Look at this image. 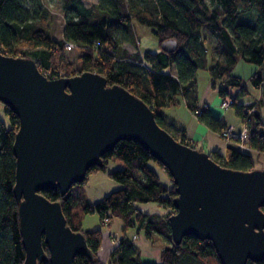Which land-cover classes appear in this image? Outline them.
<instances>
[{
    "label": "trees",
    "instance_id": "trees-1",
    "mask_svg": "<svg viewBox=\"0 0 264 264\" xmlns=\"http://www.w3.org/2000/svg\"><path fill=\"white\" fill-rule=\"evenodd\" d=\"M63 14L62 39L56 40L51 31L47 11L34 9L28 0H0V51L14 56L32 58L40 71L55 79L70 77L84 71L96 72L110 85H121L141 98L155 112L157 123L175 139L193 146L175 128L166 125L162 108L182 96L187 107L212 131L222 137L228 126L216 117L207 105H200L197 90L199 70H208L211 86L223 99L232 97L231 108L249 133L248 145L264 154V0H98L89 6L84 0H60ZM39 3V2H38ZM134 21L152 28L162 47L175 42L171 51H126L125 41L136 43ZM215 38V63L209 65L206 41ZM66 43L80 49L75 62L67 57ZM27 47L20 51L19 47ZM237 60L258 66L250 83L262 91L259 101L243 104L250 96L244 79L232 70ZM64 69L65 74L61 73ZM10 125L0 119V264H23L25 250L20 232L15 185L16 158L13 152L19 119L4 105ZM196 148V147H195ZM223 167L248 171L257 168L248 152L229 143L225 155L210 153ZM102 167H92L82 189L71 190L64 196L59 190L41 191L47 199L58 201L67 225L83 232L93 258L77 255L73 264H149L143 261L133 232L142 231L150 238L153 233L167 240L153 264H222L210 241L193 235L185 236L177 245L171 237L169 217L175 212L176 196L172 178L164 166L138 142L122 140L103 157ZM115 164L111 169L109 164ZM164 170L168 182L161 180ZM108 172L120 187L96 203H89L83 186L92 173ZM156 204L163 213H145L138 204ZM264 211V206L262 207ZM88 214H98L101 223L84 229ZM108 218L109 224L104 225ZM114 220L122 222V234L108 263L99 258V250L107 226ZM132 233H131V232ZM45 251L49 254L44 244ZM43 264H50L46 262ZM247 264H264V260Z\"/></svg>",
    "mask_w": 264,
    "mask_h": 264
},
{
    "label": "water",
    "instance_id": "water-1",
    "mask_svg": "<svg viewBox=\"0 0 264 264\" xmlns=\"http://www.w3.org/2000/svg\"><path fill=\"white\" fill-rule=\"evenodd\" d=\"M175 46L169 41L162 47ZM0 103L19 119L13 192L23 264L93 258L83 232L67 225L60 202L41 191L66 195L92 167H102L104 155L122 140L138 142L171 176L176 196L169 223L175 244L193 235L210 241L222 264L264 260V168L221 166L209 152L175 139L141 98L96 72L52 79L34 59L0 51Z\"/></svg>",
    "mask_w": 264,
    "mask_h": 264
},
{
    "label": "crops",
    "instance_id": "crops-1",
    "mask_svg": "<svg viewBox=\"0 0 264 264\" xmlns=\"http://www.w3.org/2000/svg\"><path fill=\"white\" fill-rule=\"evenodd\" d=\"M127 43L133 45L135 47L134 50H130L126 46ZM123 44L124 45H122V47L130 53H134L137 50H139L134 40L125 41ZM257 69L258 66L255 68L254 72ZM209 89H211V91H214L215 93L217 92L215 89H213L211 84L209 86ZM253 89L254 91L252 92L249 89L250 96L243 97L241 99V102L243 104L247 105L260 100V98L262 97V91L260 89H255L254 87ZM197 90H198L197 95L199 99V104L207 105L210 108L211 112L216 117L222 119L223 122H225L227 125L230 124V122L228 121L229 118L226 115L227 110H224V108L220 106V98L215 94L211 100H207V98L202 99L199 94L198 82H197ZM207 91L209 90L207 89ZM257 94L258 96L256 97ZM252 95L256 97L253 100L251 99ZM167 108L181 109V111H177L180 112V114H178L179 116L177 114H174V117H172L174 119L166 118L167 115L164 114L162 111L163 109L165 110ZM161 112L164 119L167 121L166 125L170 126L173 129L175 128L178 134L184 135L186 140L190 142L193 146H195L199 150H203L209 153L218 152L222 155H225L229 143L225 141L223 138H221L219 134L212 131L208 126L202 123L196 116L193 115V112L189 109V107H187L186 100L184 99V97L182 96L178 97L176 102H173L168 107L162 108ZM4 115H5L4 119H6L7 115L6 114ZM109 167L111 169L116 168L115 164L112 163L109 164ZM159 175L162 181L168 182V176L164 170H159ZM119 187L120 185L117 182L109 178L108 172L98 171L88 176V180L86 184L83 186V190L85 191L88 202L93 204L102 200L110 192L118 189ZM138 207L143 212L148 214L160 213V210L155 205L152 204H146V205L138 204ZM86 218L87 216L85 217V219ZM100 223L101 220L99 217V221L95 222V224L92 227H84V225L83 227L84 229H93L98 227ZM121 234H122V222H120L119 220H114L111 226L109 227L107 226V229L105 231V237L103 238L102 246L100 247L98 254L101 261H104L105 263L108 262V260L110 259V255L113 252L116 243L118 241V238L121 236ZM131 236L134 238L135 243L138 246L140 253L144 258L150 257L153 260L158 261L160 251L164 248L165 245H167V240L155 233H153L150 238H147L145 237V234L142 231L140 232L135 231L131 234ZM153 250H155V252H153Z\"/></svg>",
    "mask_w": 264,
    "mask_h": 264
},
{
    "label": "rangeland",
    "instance_id": "rangeland-1",
    "mask_svg": "<svg viewBox=\"0 0 264 264\" xmlns=\"http://www.w3.org/2000/svg\"><path fill=\"white\" fill-rule=\"evenodd\" d=\"M28 1H29V5L32 6L34 9L41 8V12H42V10L47 11V17L50 20L51 31L53 33V36L56 40H61L62 39V25H63L64 19H63L60 0H28ZM97 1L98 0H84V4L86 6H89L92 2H97ZM133 30L135 32L136 44H137L139 51H141V52H145V51L158 52L161 49H164L163 47H161L159 45L157 37L152 32V28L147 27L145 25H142V24L134 21ZM216 44H217V41L213 37H211V40L206 41V47H207V51H208L207 58L209 61V65H213L215 63V61L213 60V57L216 56L217 53L214 54L213 46ZM126 46L130 50H134V48H135L133 45H131L129 43H127ZM19 50L25 51V50H27V47H23V46L19 47ZM67 51L69 52V53H67L68 59L70 61H74L75 62V68H77L79 66V63L77 61V56H78L80 49L77 47H73L71 50H67ZM256 67H257V65H254L251 63H246L242 60H237V63L235 64V66L233 67V70H232V72L235 75H239L244 79L245 83L247 84V86L251 90V92L254 91V89H253L249 79H250V76L254 72ZM61 73H63V75L65 74L64 69L61 71ZM197 82H198L199 94H200L202 99L207 98V100H211L214 97V95L216 94L220 98V104H221L222 98L218 95L217 92L215 93L214 91H211V89H209V86L211 84V77H210V73L208 70H199V72L197 74ZM206 88L209 91H207ZM257 96H258V94L256 95V97ZM256 97H254L252 95L251 99L253 100ZM224 110H227L226 115L229 118L228 121L230 122V124H228V125H233V126H235L236 129L240 130L241 121L235 115L234 110L231 107L225 108ZM177 111H181V109H179V108L168 109L167 108L165 110L163 109L162 112L167 115L166 118L174 119V118H172V117H174V114H177V115L180 114V112H177ZM261 111H262V116L264 119V108H262ZM4 114H6L5 109H4V105L2 103H0V119L5 121L6 125L9 126L10 125L9 119H8V117L6 119H4V116H5ZM193 115L196 116L194 113H193ZM232 142H234V141H229L228 143H232ZM252 157L255 160V166L257 168H264V154H262V153L258 154L255 152V156L252 155ZM77 189H82V186L76 185L73 187L74 191ZM98 221H99L98 214H93V215L88 214L85 221H83L84 222L83 225H84V227H92L95 224V222H98ZM108 224H109V221L104 225H108ZM153 252H155V250H153ZM146 258L143 257V261L146 263H149V264H153L156 261L150 257L147 259ZM102 262L104 263V261H102ZM108 262H109V260H108Z\"/></svg>",
    "mask_w": 264,
    "mask_h": 264
},
{
    "label": "built area",
    "instance_id": "built-area-1",
    "mask_svg": "<svg viewBox=\"0 0 264 264\" xmlns=\"http://www.w3.org/2000/svg\"><path fill=\"white\" fill-rule=\"evenodd\" d=\"M66 48L68 50H71L73 48V44L66 43ZM232 101H233L232 97L227 96L225 99L221 101L220 105L224 109L229 108L231 107ZM238 130L239 129H236L235 126L228 125L222 131L223 139L226 140L227 142L234 141L232 143H234L240 150L248 152L251 155L255 156V151L252 148H250L248 145L249 133L247 131L246 126H244V124L241 123L240 130L239 131ZM148 204H152V203H148ZM152 205H155L160 210L159 214L163 213L162 209H160L156 204H152ZM108 221H109L108 218H105L104 224H106Z\"/></svg>",
    "mask_w": 264,
    "mask_h": 264
}]
</instances>
